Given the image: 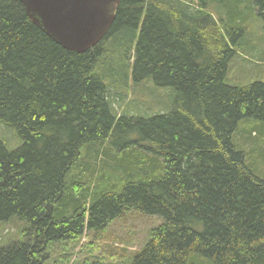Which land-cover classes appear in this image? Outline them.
<instances>
[{
	"label": "trees",
	"instance_id": "trees-1",
	"mask_svg": "<svg viewBox=\"0 0 264 264\" xmlns=\"http://www.w3.org/2000/svg\"><path fill=\"white\" fill-rule=\"evenodd\" d=\"M250 1L264 29V0ZM217 4L120 0L102 41L75 53L20 1L0 0V124L21 141L10 152L0 140V224L25 223L0 264H44L54 244L127 211L162 221L127 264H264V178L235 142L241 122L264 124V83L226 84L247 32L241 13L224 24ZM148 79L176 93L168 113L129 117L107 99ZM99 151L111 164H93L110 175L71 185Z\"/></svg>",
	"mask_w": 264,
	"mask_h": 264
},
{
	"label": "rangeland",
	"instance_id": "rangeland-1",
	"mask_svg": "<svg viewBox=\"0 0 264 264\" xmlns=\"http://www.w3.org/2000/svg\"><path fill=\"white\" fill-rule=\"evenodd\" d=\"M216 12L224 24H230L228 17L242 14V25L246 26L247 45L242 42L244 52H238L230 61L226 84L228 86L246 85L252 82L264 83V29L261 21L256 17L250 0H228L224 6L221 0H217ZM249 7V8H248ZM215 8V7H214ZM237 18V17H235ZM231 25V24H230ZM259 62V63H258ZM175 92L171 88L156 87L151 79L141 83L135 90L107 91V99L112 103L116 111L123 108L126 115L134 118H147L152 115L166 114L171 109L175 98ZM111 95V98H110ZM127 99V100H126ZM119 103L121 106H118ZM254 130L257 135H252V139H245V132ZM0 140L5 144L8 151L17 150L21 146V141L12 130L0 124ZM249 141V142H248ZM235 142L239 148L246 152L247 162L259 177L264 176V124L253 121L241 122L235 133ZM117 159V158H116ZM99 160L103 165L111 164L108 157H103L101 152L92 158L79 160L78 174L76 178L71 175V185H85L81 183L89 181L88 174L92 171L103 175H110L108 169H101L95 166L93 161ZM154 165V172L157 171V163ZM147 163V167L150 166ZM161 168V167H160ZM76 170V169H75ZM74 170V171H75ZM69 174V175H70ZM120 174H111V181L116 182ZM159 178V174H156ZM264 178V177H263ZM154 181V180H153ZM93 184H90V186ZM98 185V184H97ZM158 218L141 215L136 211H127L118 219L111 221L105 229L96 233L85 232L75 245L72 243H56L44 264H127L131 255L138 251L149 238L151 230L161 225ZM25 227V223L16 219L5 225L0 224V246L8 242L19 239L20 230ZM69 248L68 251L64 249ZM72 251L73 257L67 259V255Z\"/></svg>",
	"mask_w": 264,
	"mask_h": 264
},
{
	"label": "water",
	"instance_id": "water-1",
	"mask_svg": "<svg viewBox=\"0 0 264 264\" xmlns=\"http://www.w3.org/2000/svg\"><path fill=\"white\" fill-rule=\"evenodd\" d=\"M31 23L67 51L84 53L108 33L119 0H18Z\"/></svg>",
	"mask_w": 264,
	"mask_h": 264
}]
</instances>
